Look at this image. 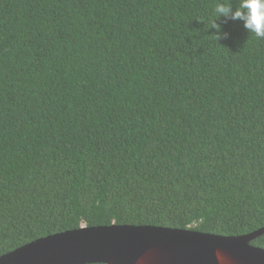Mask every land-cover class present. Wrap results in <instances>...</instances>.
<instances>
[{
	"label": "trees",
	"instance_id": "1",
	"mask_svg": "<svg viewBox=\"0 0 264 264\" xmlns=\"http://www.w3.org/2000/svg\"><path fill=\"white\" fill-rule=\"evenodd\" d=\"M218 3L239 0H0V257L82 227L264 228V40L217 33Z\"/></svg>",
	"mask_w": 264,
	"mask_h": 264
},
{
	"label": "water",
	"instance_id": "2",
	"mask_svg": "<svg viewBox=\"0 0 264 264\" xmlns=\"http://www.w3.org/2000/svg\"><path fill=\"white\" fill-rule=\"evenodd\" d=\"M243 236H219L156 226H100L37 239L0 257V264H264V249Z\"/></svg>",
	"mask_w": 264,
	"mask_h": 264
},
{
	"label": "clouds",
	"instance_id": "3",
	"mask_svg": "<svg viewBox=\"0 0 264 264\" xmlns=\"http://www.w3.org/2000/svg\"><path fill=\"white\" fill-rule=\"evenodd\" d=\"M215 18L211 21L210 26L220 30L215 20L220 16L229 17L232 20L243 21V26L248 33L253 34L257 39L264 40V0H239L238 6L233 10L230 3H218L214 9ZM217 40L219 35L215 33ZM218 264H223L224 256L218 250L216 252Z\"/></svg>",
	"mask_w": 264,
	"mask_h": 264
}]
</instances>
